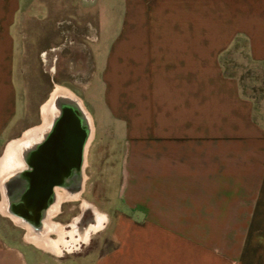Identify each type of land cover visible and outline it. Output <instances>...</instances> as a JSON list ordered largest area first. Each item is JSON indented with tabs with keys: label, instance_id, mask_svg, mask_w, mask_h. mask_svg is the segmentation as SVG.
<instances>
[{
	"label": "crops",
	"instance_id": "1",
	"mask_svg": "<svg viewBox=\"0 0 264 264\" xmlns=\"http://www.w3.org/2000/svg\"><path fill=\"white\" fill-rule=\"evenodd\" d=\"M122 1L108 45L89 31L102 0H74L71 14L95 47L76 48L82 74L97 75L124 128L114 241L58 260L0 229V264H264V0ZM37 2L0 0V157L32 127L20 126V25Z\"/></svg>",
	"mask_w": 264,
	"mask_h": 264
},
{
	"label": "rangeland",
	"instance_id": "2",
	"mask_svg": "<svg viewBox=\"0 0 264 264\" xmlns=\"http://www.w3.org/2000/svg\"><path fill=\"white\" fill-rule=\"evenodd\" d=\"M46 2V0H38L36 9H33L31 14L26 15L20 25L23 33L20 49V75L22 80L20 101L24 106V115H22L20 126L23 129L28 126H34L39 122L42 106L46 104L51 96L50 94L53 93L56 87L60 86L71 93H77L88 107L92 119L95 141L90 148L91 155L89 160L90 163L94 162L95 167L99 171L96 201L85 200L84 206L93 204L95 210L107 217V223L100 233L91 237L88 244H81L78 249L74 248L77 247L74 243L67 242L65 247L61 248V253L66 247H70L71 252L65 251L62 257L45 254L35 246L26 243L27 228L17 225L11 219L13 216L9 213V216H6L0 211V229L6 242L15 246L17 244L28 254L35 253L36 257H51L58 260L66 258L76 259L79 257L96 258L98 256L93 254L94 248L114 241L110 236V224L114 221L113 216L116 208H119L115 203L116 190L114 185L118 182L116 173H118L117 168H119L124 146V128L121 122L112 117L105 106L104 87L100 80L98 82L97 75L93 76L91 72L85 75L82 74L83 71L89 68L88 61H83L84 57H82V62L85 63L84 67H80L81 61H79L78 55L74 58H69L59 50L49 51L50 48H57L56 46L60 45L68 36L70 40L71 37L72 39L77 38V41L80 42L85 40L91 49L95 48L92 41L86 39L87 33L85 31L87 26H77L76 24L79 23L76 21L75 16L71 15L77 14L76 10L78 7L76 8V5L73 6L74 0L64 1L68 4L69 9L67 11L61 10V0L48 2L49 11L44 5ZM122 3V0H114V2L102 0L103 7H100V17L104 23H101L99 32L96 26L94 30L92 28L89 29L102 42L107 40L104 42L106 45L110 43L115 34L120 33L124 15ZM96 18L97 16L94 17L95 20ZM67 20L72 21L70 22L71 24H68ZM86 44L84 43L82 46H87ZM66 67L70 74L63 72ZM72 80H76V84L79 87L69 83ZM258 89L261 90L262 86L258 87ZM254 90L255 94L259 95V90ZM247 92L252 93V89L249 88ZM19 135L13 141L16 142V140L21 139L24 133H19ZM13 141H10L8 145H11ZM4 153L0 157V163ZM3 191L4 189L2 191L0 189V204L3 200ZM63 219L66 222L58 218H55L54 221L58 222L62 231L66 233L70 229L64 227V224L67 223L69 218L65 217ZM51 238L54 241L59 239L57 235H52ZM67 240L65 238V241ZM71 259L63 261L62 264H74Z\"/></svg>",
	"mask_w": 264,
	"mask_h": 264
},
{
	"label": "flooded vegetation",
	"instance_id": "3",
	"mask_svg": "<svg viewBox=\"0 0 264 264\" xmlns=\"http://www.w3.org/2000/svg\"><path fill=\"white\" fill-rule=\"evenodd\" d=\"M68 37L49 51L58 49L69 58L76 57L77 46L87 42ZM72 93L74 97L54 99L49 120L40 117L31 127L32 134L18 152L19 168L3 184L6 211L40 236L45 235V221L56 207L53 222L60 225L55 218L66 222L63 218L67 217L64 227L71 229L80 218L79 233L84 230L79 227L95 220L94 205L84 208L85 200L96 201L98 195L99 171L89 160L95 134L88 107ZM38 217L42 218L39 224L32 220Z\"/></svg>",
	"mask_w": 264,
	"mask_h": 264
},
{
	"label": "bare ground",
	"instance_id": "4",
	"mask_svg": "<svg viewBox=\"0 0 264 264\" xmlns=\"http://www.w3.org/2000/svg\"><path fill=\"white\" fill-rule=\"evenodd\" d=\"M57 97H74L73 93H71L69 90L64 88H58L56 89L51 97L48 104H46L43 108V113L46 117V122L50 118L51 113V105L53 103V100ZM32 134V130L27 131L21 139H18L13 142H11V145H8L5 153L1 159L0 163V189L3 190V184L7 177L11 176L14 172H16V169L19 168V162H18V152L21 148V146L25 143V141L30 137ZM4 192V191H3ZM84 208H88L89 206H85ZM59 207H56L47 217L45 221L46 225V233L44 236H40L36 234L30 227L22 224V222L14 217H11V219L20 226H24L28 230V234L26 235V240L30 242L31 244L42 248L47 251L56 252L58 254L61 253V248L65 247V245L68 243H74L76 246L79 243H87L91 237L102 230L106 223H107V217L97 210L94 211V221L87 222L85 227H79L84 229L81 233L78 232V229L76 228V224H79L80 218L76 220L72 225L71 229L68 232H63L60 225H57L53 222V217L58 212ZM0 211L2 214L9 216L8 212L6 211V201L5 197L3 195V200L0 204ZM52 235H57L59 238L57 241L53 240L51 238ZM65 238L68 240L65 241ZM68 250H70V247H66Z\"/></svg>",
	"mask_w": 264,
	"mask_h": 264
},
{
	"label": "water",
	"instance_id": "5",
	"mask_svg": "<svg viewBox=\"0 0 264 264\" xmlns=\"http://www.w3.org/2000/svg\"><path fill=\"white\" fill-rule=\"evenodd\" d=\"M8 213L12 216L11 212H8ZM16 218H17V219H20V218L17 217V216H16ZM29 220H31V219H29ZM32 220H34L35 223L39 224V222L42 220V218L38 217V218H34V219H32ZM27 222H28V221H27ZM27 224H28V225H31L30 222H28Z\"/></svg>",
	"mask_w": 264,
	"mask_h": 264
}]
</instances>
